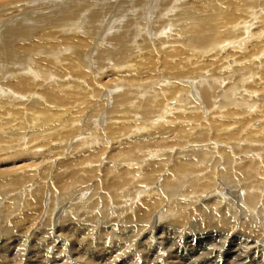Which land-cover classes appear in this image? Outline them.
Listing matches in <instances>:
<instances>
[{
	"label": "bare ground",
	"instance_id": "obj_1",
	"mask_svg": "<svg viewBox=\"0 0 264 264\" xmlns=\"http://www.w3.org/2000/svg\"><path fill=\"white\" fill-rule=\"evenodd\" d=\"M19 2L0 3V162L72 153L0 188V262L157 264L160 229L202 225L204 264H264V0Z\"/></svg>",
	"mask_w": 264,
	"mask_h": 264
},
{
	"label": "rangeland",
	"instance_id": "obj_2",
	"mask_svg": "<svg viewBox=\"0 0 264 264\" xmlns=\"http://www.w3.org/2000/svg\"><path fill=\"white\" fill-rule=\"evenodd\" d=\"M7 1H10V0H0V3H4V2H7ZM20 2L19 3H26L25 1H27V0H19ZM47 29H42V28H38L37 30H36V32H35V34L34 35H36V34H43V32H45ZM57 31V29H53V30H50L49 32H56ZM35 37L36 36H34V37H32L31 39H29V40H27V41H24V42H19V44L20 45H23V44H29V43H31V42H33L34 41V39H35ZM60 38H62V39H69L70 37H71V35L69 34V33H66V35H62V34H60V36H59ZM61 54H64V55H66V51H64V52H62ZM136 59V57L134 56H131L130 57V60H135ZM128 62H130V61H128ZM107 65H109V63L107 64ZM90 71H91V69H89ZM94 70H96V68H94ZM111 71H112V68H109V67H107V68H104V69H102V71H98V74H102V73H104V75L106 76V78H107V76L109 77L110 75H111ZM107 74V75H106ZM40 88H38V90H39ZM65 90L67 91V92H69L70 90H69V88H65ZM107 100H108V97H107ZM94 101H96V100H94ZM104 107H105V105H104ZM102 110H103V107H102ZM81 130V128L79 127V131ZM73 136V138H75L76 140H74L73 142H72V144H74L78 139H80V137H76L77 136V134H73L72 135ZM71 139V137H69L67 140L69 141ZM66 150V149H65ZM115 152V151H114ZM31 153H33V152H31ZM72 153V149L71 150H69V151H67V152H64V153H62L63 154V156H62V158L59 156V154H55V155H53L52 157H47V155L46 154H44V153H41L40 154V159L39 158H36L37 160L36 161H34V163H36V164H33L32 163V161L34 160H32V159H28V157H22V158H18L19 160L18 161H16L17 163L15 164V162H14V160H12L13 158H12V155H7V157H9V158H12L11 160L12 161H6V160H4V161H2V162H0V173H4L3 175L4 176H6V178H5V182L3 181V179H2V177H0V188L2 187V186H7L8 187V189L9 188H11L12 190H14V189H24V191H26L28 188L30 189H36L35 188V186L36 185H39V187L40 186H43V185H45L44 184V182H47V180H49V179H47V177L45 176V177H43V178H41V176L42 175H47L49 172H51V171H54V170H57L58 171V174H60V173H62L65 169H68L67 168V163H65L64 164V166H66V167H64V166H62V165H57V164H54L55 165V168L54 169H51V165L49 164L50 162L48 161V160H51V163H53V162H58L59 164H60V162H62L63 160H65L67 157H69L70 156V154ZM34 154V153H33ZM61 154V153H60ZM6 159V158H5ZM33 164V165H32ZM50 166H49V165ZM13 165H17L16 167H19V168H23V169H27V170H33L34 168L33 167H36V169H37V174H36V177L35 178H32V181H30V182H28L30 179H28L26 182H21V183H17V185H11V183L14 181V176H15V173H13V174H9V172L11 171V170H13V169H15L16 167H14ZM71 165V164H70ZM29 167V168H28ZM14 171H16V170H14ZM21 177H24L25 176V174H21L20 175ZM57 181H58V187H60V186H62V185H64L65 186V184L66 183H69L70 181L68 180V177H67V175H65L63 178L62 177H57V178H55ZM68 181V182H67ZM54 187V186H53ZM56 188V187H54L55 189H59V188ZM43 190V189H42ZM43 192H45V190H43ZM29 200H31V199H29ZM156 226H163V223H161V222H157L156 223ZM202 227V228H201ZM172 228H170V227H168V226H164L162 229H160L161 230V232L163 231V232H166V236L165 237H163L164 238V240L162 241V243H164L163 244V248H164V253H163V255L162 256H164V258L166 257V259H165V261H167L168 262V259H169V261L170 262H174L175 260V262H177V263H180V264H193V263H195V264H204V263H208L209 261H211V258H212V255H214V252L213 251H215V250H218V249H220V246H219V244H220V242H218L219 241V238H218V236H220V233L218 232V230L217 229H214V230H212L213 228H211V227H205V226H200V230L199 231H197V229H196V231L194 232V233H197V232H202V230H203V234H204V236L203 237H198V238H196L197 240H196V242L195 243H192L190 240H193V237L195 236L194 235V233L192 234V235H190L189 237H190V239H185V238H187L188 237V235H185L184 233H183V231L182 230H178V229H176L175 230V228H173L172 230H171ZM207 229H208V231H207ZM171 230V231H170ZM174 231H175V233H174ZM180 231V232H179ZM208 232V233H207ZM206 233V234H205ZM210 233V234H209ZM217 233V234H216ZM177 234V235H176ZM168 235V236H167ZM171 235V236H170ZM217 235V236H216ZM186 236V237H185ZM215 236V237H214ZM185 237V238H184ZM209 237V238H208ZM170 238V239H169ZM176 240H175V239ZM192 238V239H191ZM203 238V242L202 243H199V241L201 240ZM206 238L207 239H209L210 240V246H208V243H207V246L209 247V248H207V246L205 247L204 245H206ZM188 240V241H187ZM205 240V241H204ZM216 240V241H215ZM239 240V242H245L244 240H242V239H238ZM165 241L167 242V243H165ZM173 241V242H172ZM176 241V242H175ZM215 241V242H214ZM189 242V243H188ZM191 242V243H190ZM212 242H214V243H212ZM217 242H218V244H217ZM170 243V244H169ZM176 243V244H175ZM180 245H178V244ZM197 243V244H196ZM213 246H212V245ZM165 245V246H164ZM184 245V246H183ZM195 245V246H194ZM179 246V247H178ZM200 246H202V248L200 247ZM166 247V248H165ZM175 247H176V249H175ZM184 247V248H183ZM185 247H187V248H185ZM199 247V248H198ZM218 247V248H217ZM180 248H183V249H186V250H182V252L180 253L181 255H180V257H178L177 259L176 258H173L175 255L174 254H171L170 255V253L172 252L171 250H179ZM201 249V250H199L198 251V249ZM213 249V250H211V249ZM191 251H189V250ZM188 250V251H187ZM193 250V251H192ZM196 250V251H195ZM203 250V251H202ZM186 251V252H185ZM208 251H210V252H208ZM196 252V253H195ZM7 253V255H9L10 253L9 252H6ZM9 253V254H8ZM168 253V254H167ZM186 253V254H185ZM188 253V254H187ZM198 253V254H197ZM205 253V254H204ZM170 257H167V255ZM185 254V255H184ZM201 254V255H200ZM193 255V256H192ZM207 255V256H206ZM192 256V257H191ZM195 256V257H194ZM184 257L186 258V259H184ZM189 257V258H188ZM206 257V258H205ZM210 257V258H209ZM108 258V257H107ZM164 258L163 257H159V258H157V260H155V262L157 263V264H160L161 262H162V260H164ZM172 258V259H171ZM184 260H183V259ZM195 258V259H194ZM160 259V260H159ZM174 259V260H173ZM205 259H207V260H205ZM8 261H6V262H0V264H14V262H12L11 260H10V258L9 259H7ZM40 260V261H39ZM41 258H38V260H37V258L36 259H33V264H43V261H42V263H41ZM186 260V261H185ZM194 260H196V262L194 261ZM203 260H205L204 262H202ZM24 262V261H23ZM160 262V263H159ZM15 264H17V263H15ZM22 264V263H21ZM24 264V263H23ZM93 264H97V262H94ZM102 264H107L106 262H102ZM109 264V263H108ZM120 264H122V263H120ZM128 264V263H127ZM138 264H140V261L138 262ZM150 264H152V262L150 263Z\"/></svg>",
	"mask_w": 264,
	"mask_h": 264
}]
</instances>
